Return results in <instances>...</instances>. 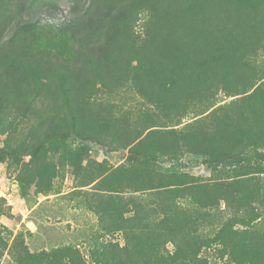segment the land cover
Returning a JSON list of instances; mask_svg holds the SVG:
<instances>
[{"label":"rangeland","instance_id":"374dc122","mask_svg":"<svg viewBox=\"0 0 264 264\" xmlns=\"http://www.w3.org/2000/svg\"><path fill=\"white\" fill-rule=\"evenodd\" d=\"M89 1L81 0L77 16L83 15ZM4 2L8 11L17 9L18 3L19 9H24L6 14L16 23L43 18L64 21L76 15L75 0H0V11ZM126 21L131 24L120 39L119 53L132 62L129 76L111 90L92 76H74L67 84L69 92L89 100L97 111L104 109L105 117L118 124L148 116L156 119L155 126L144 128L143 136L153 130L160 139H173L170 130L183 133L218 119L231 126L241 116L246 138L262 144L255 146L246 160L218 166L191 151L183 155L157 153L151 159L164 171L187 172L206 182L215 181L220 169L227 171L223 177L238 178L244 176L242 172L256 171L264 188V135L258 134V111H252L264 100V0H162L157 8L140 9ZM88 81L92 84L86 88ZM54 97L53 93L31 97L36 110L22 109L17 118L5 116L4 121L16 131L0 125V264H60L67 256L58 250L67 246L79 249L88 264H100L91 256L96 248L114 244L115 249L124 250L129 243L143 242L146 234L135 210L123 218L103 221L96 208L98 196L108 194L106 184L100 182L121 175L130 165V147L117 149L81 140L73 133L61 142L54 141L59 136L43 140V115H55L52 103H60ZM246 105L254 114L251 121L242 118ZM34 146L41 151L27 153ZM83 148L88 156L78 175L68 154ZM39 159L42 167L55 168L48 183L35 177L26 179L31 164ZM122 189L118 196L138 197L141 208L155 204L150 191ZM262 194L264 197V191ZM179 200L188 210L197 206L187 197ZM205 210L203 231L212 241L203 246L201 260L194 264H238L213 240L223 227L243 230L245 237H264V198L254 197L248 203L220 200ZM113 220L116 225L104 228ZM155 236L159 239V232ZM161 240L160 253L176 257V241L165 236Z\"/></svg>","mask_w":264,"mask_h":264},{"label":"trees","instance_id":"16d2710c","mask_svg":"<svg viewBox=\"0 0 264 264\" xmlns=\"http://www.w3.org/2000/svg\"><path fill=\"white\" fill-rule=\"evenodd\" d=\"M161 1L90 0L83 15L77 16L76 8L81 0H75L76 15L72 19L56 22L44 18L24 23L9 21L8 12L19 14L24 10L19 9V3L17 9L11 7L8 11V4L4 2L0 11V125L5 130L16 131L10 122L4 121L5 116L17 118L16 113L22 109L36 110L31 97L43 98L53 93L54 99L60 100V103H52L55 115H43L46 126L43 140L59 136L54 141L61 142L73 133L81 140H91L117 149L130 147V165L124 168L121 175L113 174L100 182L106 184L108 194L98 196L96 208L103 221L123 218L126 212L135 210V215L143 221L142 232L146 234L143 242L129 243L124 250L115 249L114 244L96 248L91 256L100 264H173L172 261L181 258L176 263L194 264L196 260H201L203 246L212 241L203 231L207 206L216 205L220 200L248 203L254 197L264 198V188L258 183L256 171L242 172L244 176L238 178L223 177L227 171L220 169L214 177L215 181L206 182L187 172L164 171L151 159L157 153L183 155L191 151L206 156L210 164L218 166L228 161L246 160L250 158L253 148L262 144L246 138L240 125L241 116L231 126L218 119L207 124L202 122L183 133L170 130L169 133L175 136L173 139H160L155 137L153 130L143 136L144 128L155 126L156 119L148 116L132 123L125 120L118 124L105 117L104 109L97 111L91 107L89 100L84 101L69 92L67 84L74 76L88 79L92 76L110 90L121 84L132 67L130 58L119 53L120 39L131 24L126 20L140 9L157 8ZM89 84L92 82L88 81L86 88ZM17 99L22 102L18 103ZM252 111L254 114L258 111L261 121L258 134L263 136L264 100L260 99L259 109L252 107ZM254 114L246 105L242 118L251 121ZM32 149L27 153L32 154L33 151L37 155V151H41L39 146ZM87 156L84 148L68 154V161L78 175L84 169L83 161ZM39 162L40 159L31 164L26 179L35 177L37 181L48 183L50 176L55 175V168L42 167ZM124 186L136 192H152L156 197L155 204L141 208L138 197L118 196ZM183 197L195 201L197 206L189 207L190 210L184 208L179 200ZM108 224L104 228L116 225L114 220ZM157 232L159 239L155 236ZM244 232L226 226L213 240L221 245L220 251L228 253L238 264H264V237H245ZM163 236L176 241L177 258L160 253L164 245L161 240ZM58 251L67 256L60 264H88L77 248L67 246ZM156 253L160 257H155Z\"/></svg>","mask_w":264,"mask_h":264}]
</instances>
